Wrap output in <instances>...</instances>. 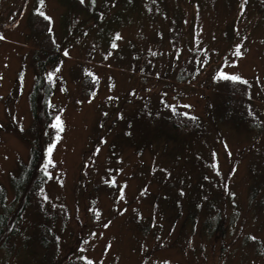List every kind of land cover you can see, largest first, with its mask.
Instances as JSON below:
<instances>
[{
  "label": "rangeland",
  "instance_id": "obj_1",
  "mask_svg": "<svg viewBox=\"0 0 264 264\" xmlns=\"http://www.w3.org/2000/svg\"><path fill=\"white\" fill-rule=\"evenodd\" d=\"M66 1L0 0L5 203L32 146L47 145L41 207L62 255L79 237L62 264H264V207L250 199L254 181L264 182V0ZM36 3L61 55L45 69L55 115L47 131L40 104L34 117L30 102ZM228 76L247 83L238 128L216 113ZM182 113L203 124L195 141L150 137V147L137 149L165 119L188 128ZM58 120L61 131L48 142ZM18 204L0 239V264H49L37 242L22 249L36 209L14 220Z\"/></svg>",
  "mask_w": 264,
  "mask_h": 264
},
{
  "label": "trees",
  "instance_id": "obj_2",
  "mask_svg": "<svg viewBox=\"0 0 264 264\" xmlns=\"http://www.w3.org/2000/svg\"><path fill=\"white\" fill-rule=\"evenodd\" d=\"M73 1L78 3L80 0ZM66 2H68V0ZM40 13L43 12L39 10L38 4L36 3L29 15V21L32 25V31L29 36L38 42V46L34 49L32 58L36 62V65H38L39 71L36 75L35 84L30 94V102L34 111V117L37 116L35 106L37 103L40 104L39 110L42 111L44 116V124L40 130L42 131L44 128V130L47 131L48 125L49 123L50 125L53 123L55 115L50 116V112L48 111L50 105L49 98L51 97L52 92L49 83H46L45 80V69L48 64H53L61 55L59 54V46L52 42V33L50 32L51 20L46 14L43 13V15H41ZM94 14L100 15L102 14V10H96ZM45 17H47V19ZM94 18L96 19L97 15H94ZM36 31L39 33L43 31L46 33V36L43 39L37 40V35L35 34H38V32ZM48 47H50V50ZM225 79V85H222V87L215 93L217 97L216 113L220 119L225 116L228 121H234V126L238 128L237 119L242 120L244 118L242 111L246 109V105L248 103V91L245 87L247 86V83L242 79H233V77L229 76ZM96 85L97 81H95L94 85L92 84L90 87L93 88V86ZM236 93H239L237 99ZM88 94H90V91ZM178 118L181 120L182 124L183 122L189 123L190 126L186 128L183 125H176L174 123V119H165L155 130H147L143 136V141L140 145H137V149L141 146H145V144L150 147L152 145V139L150 137L157 141L165 137V140L167 141L174 140L175 142L177 141L183 144H189L192 141H195L198 135L202 133L203 124L200 119L192 115H187L186 113L180 114ZM60 131L61 127H57L55 124L51 127L49 131L50 134L47 135L45 133L44 136L47 137L48 142H51L52 140L57 139L58 132ZM34 136L35 139L39 138V133L38 135L36 133ZM46 148L47 145L40 148L34 144L32 146L28 162L21 165L18 173L12 175L10 181L14 192L12 204L7 205L5 203L6 192L4 188L0 187V239L4 241L7 238L6 236L3 237V233L6 227L9 226L8 218H10L9 214L11 213V208L15 202L19 201V207L13 213L14 220H18L23 212L34 209L35 206V220L31 222L34 230L32 233L33 235H28V237L25 236L21 240V245L23 246L22 249L25 248L26 251H30L29 249H31V245H33L35 241L38 244V248L44 252L43 258L45 259L49 256V264H62L67 257L70 258L72 253L76 251V244L79 237L76 236L75 241L68 245L67 254L62 255L60 251V240L58 239L56 232L51 231L48 223L49 217L47 218L44 207H41L40 196L42 195L43 189L49 180V170L52 167ZM250 191L252 204L257 208L262 209V207H264V182L259 180L254 181V183L250 186ZM150 226L151 222L146 224L145 229L147 230ZM216 232L217 235L222 236L224 232V225L222 221L217 225ZM53 236H56L57 239ZM3 245L4 244H2V247ZM2 247H0L1 250H3ZM18 252L19 251H17V253Z\"/></svg>",
  "mask_w": 264,
  "mask_h": 264
},
{
  "label": "snow or ice",
  "instance_id": "obj_3",
  "mask_svg": "<svg viewBox=\"0 0 264 264\" xmlns=\"http://www.w3.org/2000/svg\"><path fill=\"white\" fill-rule=\"evenodd\" d=\"M43 2V0H41V3ZM41 15H43V13H40ZM46 19H47V17H45ZM237 55H239V50H237V53H236ZM224 78H228V77H224ZM233 79H235V78H233ZM57 127H59V120H58V123H57V125H56ZM49 152H51V149H49Z\"/></svg>",
  "mask_w": 264,
  "mask_h": 264
}]
</instances>
